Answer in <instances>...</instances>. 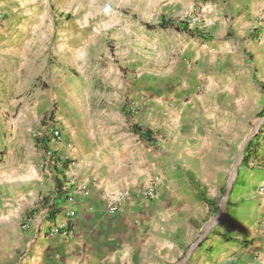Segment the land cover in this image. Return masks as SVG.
<instances>
[{
    "label": "rangeland",
    "instance_id": "1",
    "mask_svg": "<svg viewBox=\"0 0 264 264\" xmlns=\"http://www.w3.org/2000/svg\"><path fill=\"white\" fill-rule=\"evenodd\" d=\"M68 1L52 7L55 42L60 31L77 33L74 57L46 53L21 73L15 51H0V138L13 151L10 166L28 156L40 193L51 192L59 157L39 154L37 136L54 122L72 193L109 179L110 196L145 211L133 218L145 222L153 251L167 241L168 264H225L211 242L224 239L228 183L234 178L229 192L240 185L247 144L264 132V0L244 9L243 0ZM155 176L157 197L140 198Z\"/></svg>",
    "mask_w": 264,
    "mask_h": 264
},
{
    "label": "crops",
    "instance_id": "2",
    "mask_svg": "<svg viewBox=\"0 0 264 264\" xmlns=\"http://www.w3.org/2000/svg\"><path fill=\"white\" fill-rule=\"evenodd\" d=\"M257 1L243 0V9L261 7ZM56 4L68 8L73 2L0 0V51L3 48L15 51L19 72H25L46 53L60 56L65 52L75 56L76 45L71 42L77 39V33L60 31L57 39L61 42H55L56 17L52 7ZM256 17L261 18V13H256ZM249 18L243 10V22H248ZM79 19L85 23L86 16ZM184 28L182 31L189 36L195 34ZM82 36L85 38L86 34H79L80 39ZM9 40H13L12 44ZM123 125L122 129L131 133L132 130ZM61 138L37 136L39 154L43 153L46 158L48 155L59 157L53 162L56 170L51 192L41 193L39 173L28 169L23 162L29 161V157L19 156L17 167L10 166L13 151L0 138V264L9 263L10 258L15 259L12 264H168L167 241L160 242L155 253L145 222L137 223L133 218L136 212L143 216L144 210L130 208L131 204L124 202L120 213L108 212L112 200L109 179H96L87 194L71 192L68 183L63 182L62 171L65 173L70 165L64 148L67 143ZM244 157L235 180H239L240 185L234 186L228 196L226 221L220 232L224 239L214 235L211 250L225 264H264V228L260 224L264 196L256 191L257 185L264 181V132L250 141ZM134 181L132 178L124 180L126 184ZM14 185L23 188L18 186L17 189ZM35 202L38 203L34 205ZM25 207L32 209L25 213ZM70 208L75 215L69 219L67 210ZM54 226H58L59 231L52 234ZM155 256L159 258L157 263L152 260Z\"/></svg>",
    "mask_w": 264,
    "mask_h": 264
},
{
    "label": "built area",
    "instance_id": "3",
    "mask_svg": "<svg viewBox=\"0 0 264 264\" xmlns=\"http://www.w3.org/2000/svg\"><path fill=\"white\" fill-rule=\"evenodd\" d=\"M40 135L42 136H48L51 139H60L61 138V132L59 130V128L56 126V124L54 122H49L47 123L45 126L42 127L41 131H40ZM66 159H68V157H66ZM70 165V164H69ZM161 180L158 177H151L140 189V198L147 200V201H152L157 197V191L159 188ZM78 189L80 190V192L87 194L88 190L86 189L85 186H79ZM256 191L260 194L264 196V181H261L257 187H256ZM126 196L124 194H118L114 197H112L111 202L108 204L107 210L109 213L114 214V213H118L122 210L123 204L126 200ZM75 215V211L74 209H68L67 210V217L73 218ZM261 226L264 228V213H263V217L261 219L260 222ZM59 231L58 226H54L51 230V233H57Z\"/></svg>",
    "mask_w": 264,
    "mask_h": 264
},
{
    "label": "trees",
    "instance_id": "4",
    "mask_svg": "<svg viewBox=\"0 0 264 264\" xmlns=\"http://www.w3.org/2000/svg\"><path fill=\"white\" fill-rule=\"evenodd\" d=\"M162 24L163 23H160L159 25L160 26H163ZM262 88L264 89V87H262ZM132 131L135 132V133L140 134L142 136V138H145L144 135H147L140 127H135L134 126L132 128ZM249 143L247 144V147H248ZM244 160H245V157H243V162H244ZM201 199L210 207V209H211L212 212H215L216 211V205H214V203H213V201H212L211 198H208V197H206L204 195H201Z\"/></svg>",
    "mask_w": 264,
    "mask_h": 264
},
{
    "label": "water",
    "instance_id": "5",
    "mask_svg": "<svg viewBox=\"0 0 264 264\" xmlns=\"http://www.w3.org/2000/svg\"><path fill=\"white\" fill-rule=\"evenodd\" d=\"M233 180H234V178L228 183V190H227L226 194L229 193V190H230V188L232 186V181Z\"/></svg>",
    "mask_w": 264,
    "mask_h": 264
},
{
    "label": "bare ground",
    "instance_id": "6",
    "mask_svg": "<svg viewBox=\"0 0 264 264\" xmlns=\"http://www.w3.org/2000/svg\"><path fill=\"white\" fill-rule=\"evenodd\" d=\"M234 174H235V172H234Z\"/></svg>",
    "mask_w": 264,
    "mask_h": 264
}]
</instances>
